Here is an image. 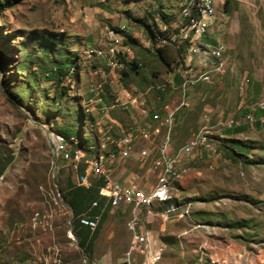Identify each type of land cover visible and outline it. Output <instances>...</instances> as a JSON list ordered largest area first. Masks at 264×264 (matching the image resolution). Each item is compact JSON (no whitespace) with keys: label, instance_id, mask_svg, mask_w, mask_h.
I'll list each match as a JSON object with an SVG mask.
<instances>
[{"label":"rangeland","instance_id":"obj_1","mask_svg":"<svg viewBox=\"0 0 264 264\" xmlns=\"http://www.w3.org/2000/svg\"><path fill=\"white\" fill-rule=\"evenodd\" d=\"M101 2L106 1L21 0L0 11V163L4 166L0 175V264H91L72 234L73 213L62 198L66 177L78 184L80 176L57 157L49 143V137L61 141L55 137L61 136L55 132L58 129L70 127L87 137L89 141L81 148L93 144L112 179L114 173L109 170L125 165L135 167L133 174L141 189L149 191L154 186L151 167L161 136L143 141L138 125L127 119L122 108L115 106L107 115L100 110L115 104L123 90L137 99L139 108L142 101L152 104L158 100V91L164 94V105L172 108L183 99L188 102L186 126L178 125L173 132L176 149L187 141L189 131L203 125L217 146L232 121L248 126L234 138L250 148L248 160L253 163L235 164L222 155L209 157L203 150L182 160L181 178L157 198L165 201L161 205L166 212L170 208L169 213L186 206L181 220L172 221L150 238L152 248L162 249L157 264H264V116L261 128L254 125V110L264 104V0H217V20L224 28L221 35L231 46L228 66L224 74L205 84L210 97L194 104L195 86L186 89L184 97L180 87H170L172 74L161 66L134 20L154 17L165 29L158 18L159 12H165L170 15L171 41L185 39L193 0ZM43 31L64 33L65 44L51 53L42 51L31 37ZM127 35L134 40L131 45L126 43ZM64 48L78 55V73L51 82L45 74L55 66L54 59L65 57ZM224 51L215 57L222 58ZM121 60L137 62L141 77L125 78ZM3 84L9 91L15 88L12 100ZM205 106L212 110L205 112ZM204 114L216 122H204ZM107 116L119 123L111 124ZM124 134L134 138L132 160L121 159L114 146ZM145 146L152 154L142 160L137 153ZM170 218L177 219L175 215ZM117 219L113 221L121 223L117 230L110 226L101 230L98 249L106 256L124 259L130 233L125 217Z\"/></svg>","mask_w":264,"mask_h":264},{"label":"built area","instance_id":"obj_2","mask_svg":"<svg viewBox=\"0 0 264 264\" xmlns=\"http://www.w3.org/2000/svg\"><path fill=\"white\" fill-rule=\"evenodd\" d=\"M175 3L181 0H171ZM217 0H198V5H201V12L197 15V24L193 28L194 39H196V27H204L205 34L209 28L217 20ZM109 4L108 2H101ZM197 52H191L190 57H194ZM207 66V65H206ZM208 70L202 71L200 67L190 64V73H178L181 78L180 89L184 97L186 89L195 86L198 83H211L217 75L226 72V56L225 61L216 66H207ZM188 102L184 99L174 108L165 105L160 113H154L150 119L142 124L138 129L140 137L143 141L149 142L152 135L158 136L161 129H165L161 134L160 145L157 149V155L152 161L151 171L156 177V183L149 191H144L138 185V177L132 176L126 184H122L111 178L108 172L105 171L103 159H99V163H91V160L82 156L77 151H73L71 146H62L56 140L49 137V143L57 152V157L62 158L66 163L70 164L72 170L76 171L80 164H84V173L79 177V185L88 187L90 185L89 177L95 176L104 179V186L100 190V195L109 199L113 208L122 207L124 210L130 209L129 218L125 226L130 233L131 240L126 259L129 262L133 253H137L143 258L142 264L147 263V259L156 252L158 248H152L147 237V233L140 232L142 224H150L156 218L148 212L147 195L151 190L161 188L168 185V178L174 177L175 174L183 168L182 160L189 157L194 151L203 150L209 157L217 158L221 156V152L216 145L208 141V129L203 125L196 133L192 134L187 141L179 148L174 147L172 138V128L174 126L175 115L181 108H186ZM264 111V104L260 106ZM249 122L252 120L250 115L245 117ZM204 122H208V117L203 116ZM263 122V121H262ZM134 138L130 135L128 140L116 148L117 155L121 159H126L134 153ZM152 149L145 146L137 156L142 160H147L151 157ZM96 205V202L92 204ZM173 216V215H171ZM167 218H161L168 220ZM177 220L182 219V214L175 215ZM79 224L89 230H95L98 224V217H89L85 214L79 218Z\"/></svg>","mask_w":264,"mask_h":264},{"label":"trees","instance_id":"obj_3","mask_svg":"<svg viewBox=\"0 0 264 264\" xmlns=\"http://www.w3.org/2000/svg\"><path fill=\"white\" fill-rule=\"evenodd\" d=\"M19 1L21 0H0V11H2L4 7L11 6V4L19 2ZM198 13L199 12L197 11L196 6L192 5L191 14L187 17V20L189 21V26L187 27L189 35L186 34L183 37L185 39H179V40L175 39L174 41H171V35L173 34L172 33L173 31L170 29V27H167V23L170 20L169 14L165 12H159L158 14L159 20L162 23L166 24L165 29H161L159 27L154 17L151 20H149L148 18L134 19L141 26L143 32L145 33L147 41L151 45L155 53V57L157 58L161 66L167 70L169 69L168 73L172 74V78L177 83V88L178 86H180L181 80L176 73L174 74V71L176 70L177 67H182V66L184 67L185 58L190 57L191 52H195V49L201 46L200 41L197 40L198 38L194 39V32H193V28L197 24ZM66 38L67 37L64 33H54L51 31H43L42 33L36 32L32 34L31 40L38 41L37 44L42 51L46 53H51V50L53 48L56 49L58 47L63 46L65 44ZM125 40H126V43L130 45L134 42V40L128 35L125 36ZM64 50H65L64 51L65 57L60 60L54 59L51 63H54L56 67L53 65L54 67L52 69L49 68L48 72L45 74L46 78H48L51 82H55V81L61 82L62 79L65 78L67 75L72 76L78 73V69H79L78 68L79 65L77 64V60L79 58L78 55L70 54L66 48H64ZM173 62H175V65L172 67ZM0 64H2L1 61H0ZM121 64L124 65V70L122 71V75L125 78H129L132 75L135 77H141L139 64L137 62L135 61L125 62L124 60H121ZM189 66H187L186 68H188ZM36 69L37 68H35L34 70ZM41 69L42 68H40L39 73H42ZM33 75L37 76L38 73H33ZM27 83H25V85ZM3 90L7 94L8 99L12 100L13 99L12 94L13 93L15 94V88H13L12 91H9L7 88V84L6 85L3 84ZM157 96L160 99L161 103H163L165 100V97L162 91H158ZM184 109L185 108L179 109L175 115L174 126L172 128L173 130L172 138L174 137L173 132L175 130V127L177 129L178 125H181L182 128L183 126H186L189 111H185ZM161 111H162V108L158 110V112H161ZM254 115L256 117V120L254 122L255 127L261 128L263 123H261L259 119L264 116V112L259 107H257L254 110ZM77 118H79L80 120L81 115H78ZM90 118L92 119L91 116ZM247 129H248L247 124L239 123L238 125L230 126L229 128H226L223 130V134L225 138L220 140L218 144V148L221 152L222 157L226 158L229 162H232L235 164L253 163L252 161L248 160L250 148L245 143H243V141H240L239 139L234 138L238 134L245 133ZM197 131L198 129H195L194 131H189L187 136L190 137L192 134L196 133ZM55 132L62 136L61 137V136L55 135V137H57L61 141H68L71 145L76 139L75 147H78V148H81L83 143H87L89 141L88 138L83 136L79 130L77 132H74L73 129L70 127H64L62 129H58V131H55ZM161 133L159 136H161ZM128 136L130 137V135ZM121 145H122V142H121ZM78 150H83L86 153V158H88V156L98 157V152L96 150V147L94 148L93 144L88 145V148L86 150H84L83 148L78 149ZM98 162H99V159H98ZM3 167H4L3 164L0 163V175L3 172ZM84 168H85V165L80 164L75 172L78 173L79 176H82V174L84 173ZM104 183L105 182L103 178L96 177L95 179L90 181V185L88 187H84L79 184H74L73 181L69 177H66L65 179V189H64L62 198L64 202L67 204V206L72 210L73 216H72V229L71 230H72L73 235L78 239V246L81 249H83V246L81 243L83 232L80 230V227L82 226L79 224L78 218L80 217V215L86 214L90 206L93 204L94 200L106 199L105 197H102L100 195V190L104 186ZM162 203H165V201ZM97 208L98 207L96 206L92 210L95 211ZM95 238L96 237H93L92 240H95Z\"/></svg>","mask_w":264,"mask_h":264},{"label":"crops","instance_id":"obj_4","mask_svg":"<svg viewBox=\"0 0 264 264\" xmlns=\"http://www.w3.org/2000/svg\"><path fill=\"white\" fill-rule=\"evenodd\" d=\"M105 1L107 2L109 0H105ZM216 3H217V7H218V2L216 1ZM223 30H224L223 25L219 23V20H216V22L212 24V26L209 28L208 32L202 38L203 44L200 43L201 46H199L197 49H195V50H197L195 52H197L199 54L194 55V57H186L184 67L182 66V67L177 68L176 74L179 76L178 73H184L186 67L189 66L190 64L193 66L200 67V70H202V71H206L209 69V67H207V66H216V64H221L223 61H225L224 60L225 56H226V70H227V66H228L227 60L229 58V54L227 51L229 49H231V46L228 43V40L222 37L221 34H222ZM218 46L220 48H217ZM224 48H225V51L223 53V57L220 59L216 58L214 54L216 52H217L216 54L222 53ZM217 76H219V75H217ZM179 78H180V76H179ZM180 80H181V78H180ZM168 82H169L168 84H170L171 88H173V89H175V87L177 88V83L175 82V80L173 78L171 80H169ZM205 84H209V83H198L197 85H195L194 91L196 90V93H194L192 96V99H191L192 104H194L196 101H198L200 99H205L207 97H210L209 91H206L208 86H206ZM179 87L180 86H178V88ZM89 95H91L92 97H96L90 93H89ZM136 100L137 99H135L134 97L129 95V93L126 90H123V91L119 92L117 98H115V104L111 105L109 108H107L106 106H102L100 110H102L105 113V115H107L108 110H112L115 106L120 107V108H122V110H124L126 112L127 119L132 124L138 125L136 127L139 129L142 127V125H140V124H143L144 122L148 121L152 114L158 113L157 111L165 106L164 105L165 100L163 103H161L160 99L158 98V100H154L152 102V104H150V102H148L147 104H145L144 101L140 102L142 107L139 108L137 105L135 106V104H137ZM97 101L98 102L101 101L100 97L97 99ZM90 102H92V101H90ZM155 107L158 110L152 111ZM208 107L205 106V109H204L205 112L208 110L210 111L211 107H210V109ZM107 118H108L109 122H111V124L116 125L119 123L118 120L111 118L110 116H107ZM261 118L259 119V121L261 123H263ZM208 122H211L212 124H214V122H216V120L212 119V117L210 115V118L208 117ZM238 124L239 123L232 121L231 125H228V127H226V128H229L230 126H234V125H238ZM128 135H130V134H124L120 138H118L114 142L115 148L119 147L121 145V142H122V144H124V140L126 138L125 139H123V138L125 136L127 138H129ZM70 138H72V137H70ZM70 138H68V139H70ZM75 144H76V139L71 145L73 151H77L78 149H81V148L75 147ZM84 155L86 156L85 152H84ZM133 158H134V156H131V160ZM95 159L96 160L103 159V157L102 156L92 157V159H90V160L93 163ZM134 168L135 167H129V166L122 165L120 167L112 168L111 170H109V172L114 173L113 179L115 181H118L122 184H126L129 181V179L135 175V174H133ZM94 178H96V177H94ZM94 202H96L97 204L95 206L91 205L85 215H87L91 218L95 217V216L98 217V224H97L96 229L92 231V230L87 229L86 227H83V226L80 227V230L83 232V236L81 239V243L83 246L82 251L88 257L91 258V264H138L139 259H141L140 262L142 263L143 262L142 256H140L137 253H133L129 262L127 261L126 252L129 248L130 241H129L128 248L124 254V259L116 258V257H112V256H106V255L101 254L99 252V249H98L99 243H98L97 239H98L99 234H100L101 230L103 229V227L110 226L111 229L117 230V228L120 227L119 224H121V223H119V222L114 223L113 221L118 220L117 217H119L120 220L122 219V217H125V221H127V219L129 218L130 215L128 212H127V214H123L125 210L121 206L117 207V208H113L111 206V202L109 201V199H96V200H94ZM161 204H162L161 199H157V200L152 201L148 204V206H147L148 212L157 218H155L153 220V222L150 224H147V225L142 224V226L140 228V232H142V233L146 232L147 233V237H148L149 242H150V238L153 240L157 234H160V233H162V231L167 229V227L172 224V221H179L177 219L169 218L168 220H163L161 218H167L171 215H179L180 213L184 212L186 209V206L179 205L180 209L177 212H170L169 213L170 208H169V211L166 212V208L162 207ZM96 206L98 208L95 211L92 210ZM128 210L130 211V209H128ZM108 221L110 223H109V225H106L105 223ZM174 225H178V224L175 222ZM121 227H122V225H121ZM112 234H114V232H112ZM93 237H96L95 240H92ZM130 240H131V236H130ZM77 243H78V239H77ZM155 244L160 246L161 243H158V244L154 243V245ZM161 252H162V249H160L158 247L156 249V252L147 259L146 264H157L158 261L160 260L158 257L161 255Z\"/></svg>","mask_w":264,"mask_h":264},{"label":"bare ground","instance_id":"obj_5","mask_svg":"<svg viewBox=\"0 0 264 264\" xmlns=\"http://www.w3.org/2000/svg\"><path fill=\"white\" fill-rule=\"evenodd\" d=\"M193 3L196 6L197 11L200 13L201 12V5H198V0H193ZM204 35H205L204 27H196V37L198 38V39L197 38L196 39L197 40L202 39L204 37ZM184 73H190V67L186 68ZM54 140L57 141L56 138H54ZM127 140H128V138H126L124 140V143ZM208 141L211 144L215 145L214 143H212L210 141L209 138H208ZM58 143L61 144L62 146H71V144L68 141H59ZM77 152H79L80 155L85 156L83 150H77ZM91 163H92V161H91ZM93 163H99V162H98V160L95 159ZM181 175H182V168L175 174L174 177H169L168 178V185L162 186L161 188H157V189H154L151 192H149L148 195H147V206H148V204L150 202H152V201L156 200L157 198H159L160 196H162L166 191L172 190L173 187H174L175 181L179 180L181 178ZM182 218H183V214H182Z\"/></svg>","mask_w":264,"mask_h":264}]
</instances>
